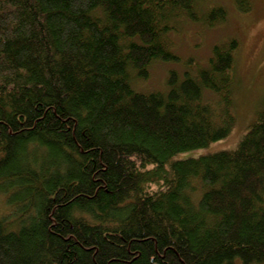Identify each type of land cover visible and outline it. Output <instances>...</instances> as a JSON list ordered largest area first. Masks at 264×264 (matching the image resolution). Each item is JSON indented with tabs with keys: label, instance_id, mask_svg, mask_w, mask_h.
I'll return each instance as SVG.
<instances>
[{
	"label": "trees",
	"instance_id": "1",
	"mask_svg": "<svg viewBox=\"0 0 264 264\" xmlns=\"http://www.w3.org/2000/svg\"><path fill=\"white\" fill-rule=\"evenodd\" d=\"M250 12L252 0H235ZM197 0H0V264H264V108L236 148L237 37L177 52ZM156 62L164 90L136 84Z\"/></svg>",
	"mask_w": 264,
	"mask_h": 264
},
{
	"label": "rangeland",
	"instance_id": "2",
	"mask_svg": "<svg viewBox=\"0 0 264 264\" xmlns=\"http://www.w3.org/2000/svg\"><path fill=\"white\" fill-rule=\"evenodd\" d=\"M252 2V10L242 13L238 11L235 0H197L201 12L212 6H224L228 12L227 20L214 27L187 21L183 23L181 32L174 36L175 50L197 61H203L211 55L213 45L220 40L237 37L240 42L235 54L234 110L237 121L233 131L226 139L212 143L207 148L180 154L181 158L236 148L256 114L264 108V0ZM174 67L183 70L182 65L172 62L154 63L149 78L138 82L137 88L144 91L164 90L168 71Z\"/></svg>",
	"mask_w": 264,
	"mask_h": 264
}]
</instances>
